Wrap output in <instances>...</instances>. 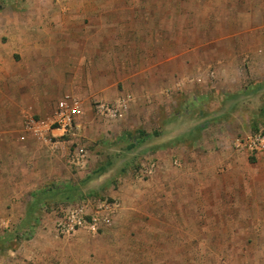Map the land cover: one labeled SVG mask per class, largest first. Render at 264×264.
<instances>
[{"label":"crops","instance_id":"1","mask_svg":"<svg viewBox=\"0 0 264 264\" xmlns=\"http://www.w3.org/2000/svg\"><path fill=\"white\" fill-rule=\"evenodd\" d=\"M17 2L26 4L24 0ZM34 2L36 17H0V214L19 215L31 200L41 195L50 196L53 188L50 185L41 188L43 181L61 179L72 170L64 163L62 155L50 151L46 145L43 148L46 155L40 156L37 150L41 143L21 141L25 137L26 113L38 115L43 111L42 117L67 97L80 101L82 115L75 122L81 139L92 150L90 164L102 163L98 164L102 168L97 173L105 175L108 169L104 170L105 167L113 165L107 154L116 155L110 153L106 141L101 140L108 134L103 121L114 122L119 133L125 134L138 129L143 119L149 133L142 134L145 135L143 157L135 159L142 166L154 163L155 169L147 175L117 173V189L110 190L109 194L118 200L119 210L112 224L97 233L98 238L83 233L58 237L49 222H14L11 228L19 230L23 237L26 236L24 231L37 232L29 246L21 244L13 255H7L5 260L9 264H88L90 242H111L106 235L113 233L120 239L119 231L131 229L128 221L117 220L133 211L129 209L133 195L119 186L121 179L132 176L130 178L143 179L150 184L169 161L177 167L176 182L181 185L174 190L177 214L197 216L200 223V215H224L221 219L224 223L230 224L229 219L239 221L240 225L234 228L241 230L243 214L257 215L263 211L257 206V199L263 200L264 184L256 185L252 175L243 174V164L246 165L243 160L246 159L243 153L231 147L236 130L226 118L231 111L229 104L222 102L233 91L224 89L222 83L231 82L233 78H221L220 83L210 79L219 73L230 74L231 69L218 67L215 70L212 63L189 62L188 54L196 52L198 46L189 49L192 52L181 48L168 56V40L153 37L150 17V7L165 6L167 0ZM183 3L187 2L183 0ZM121 91L133 95V103L124 117L110 121L95 115L92 106L95 100L113 101ZM164 92L175 94L176 112L175 109L174 112L161 110L166 97H163ZM149 102L151 104L146 105ZM152 108L158 110L159 117L158 112L152 113ZM151 117L159 122L162 120L155 136L149 135L153 132L149 127L154 125ZM175 155L176 159L171 162ZM151 193L149 197H156V192ZM167 196L168 191L165 198ZM50 214L53 217V213ZM233 214L239 217H229ZM196 223H188L186 216L179 218L178 231L170 240L165 235L164 245H213L211 235L201 238L199 230L212 231L221 226L212 228L208 222L206 225ZM227 229L232 230L231 227ZM229 241L224 239L223 243ZM176 255L179 258L184 253L178 251ZM185 256L188 260V253ZM198 256L196 252L190 260L198 261Z\"/></svg>","mask_w":264,"mask_h":264},{"label":"rangeland","instance_id":"2","mask_svg":"<svg viewBox=\"0 0 264 264\" xmlns=\"http://www.w3.org/2000/svg\"><path fill=\"white\" fill-rule=\"evenodd\" d=\"M17 1L0 0V17L37 16L35 14L37 5L34 0H24L26 3L24 5ZM182 1L167 0L165 6L150 7V17L153 20V37L168 40V56L173 55L171 51H179L181 48L186 51L193 46H198L199 49L196 52L193 51V54H188L187 60L189 62L212 63L215 70L218 67L231 69L230 74L223 72L210 79L213 80V83H220L224 78H233L231 82L222 83L224 89L228 88L230 92L233 91L231 94L228 93L222 104L227 102L229 104L232 112L229 111L230 114L226 118L230 119L233 130H236V136L263 125L264 0H227V3L224 0H184L187 3H183V5ZM240 1L241 5H239ZM211 3L215 5L208 6ZM213 10L215 14H213ZM207 13L209 14L207 15ZM119 17L121 16L119 15ZM163 97L165 99L161 110L167 109L169 112L175 109L176 112L175 94L171 95L169 92H164ZM64 100H67L70 107L78 104L81 108L80 101L76 98L67 97ZM153 103L156 105L159 102ZM148 104L151 103H146V105ZM57 106L52 112L45 113L42 117L40 115L43 114V111L38 112V115L33 112L26 114L33 115L34 120L49 122L48 119L53 117ZM152 110V113L156 115L158 110L153 108ZM148 116L150 117V115ZM157 116L159 117V112ZM142 120L140 119L138 129L127 131L125 134L119 133L114 122L103 121L108 134L103 135L101 140L106 141L110 153L116 154H107L108 161H111L110 164L113 165L105 167L104 170L108 168L105 175L101 172L97 173L102 168L98 165H102L100 161L96 164L91 163L87 173H76L69 168L70 173H67V176H62L61 179L58 178L60 180L50 178L43 181L42 186L40 184L41 188L49 185L53 188L50 196L44 198L41 195L40 198L31 200L19 215L0 214V264H9L5 260L7 255H13L16 248L21 247V244L26 243V246H29L31 238L37 232L35 230L24 231L26 236L23 237L19 230L11 228V224L14 222H49L52 224L53 217L50 214L52 206L55 205V202L66 198L113 199L109 192L117 189L119 177L117 173L121 172L122 175L136 174L142 166L140 161L135 159L143 157L141 156L144 153L142 149L144 142L142 141L145 135L142 134L149 133L145 130L146 125ZM150 120L153 121L154 125L149 127L153 130L149 135L155 136L159 132L158 126L162 120L160 119L159 122L158 119L156 121L152 117ZM145 122H149V120L145 119ZM23 123L25 137L21 141L28 144L41 143L42 146L37 152L40 156L46 155V151L43 149L44 142L32 136L25 129L26 117ZM51 135L53 134L50 132L46 136L50 137ZM89 150L90 156H92L90 147ZM135 152L137 154L133 156ZM28 154L30 155L31 152ZM129 156L134 158L129 159ZM176 157L175 155L171 162ZM243 157L246 159L243 160L246 162V165L243 164V174L252 175L256 185L264 184V154L257 157L243 154ZM103 158L101 157V159ZM64 163L67 165L66 161ZM176 168L175 164L170 165L169 161V164L157 173L162 177H156L154 182L152 181L150 184L143 179L137 181L130 178L132 176L125 177L124 181L121 179L118 183L119 186L133 195V198L130 199L131 204H129V209L133 211L117 220L120 222L128 221V224H132L131 229H135L119 231L120 239L113 233L106 235V238L111 242L108 240L95 242L90 239L92 242L88 245V264H264V193L263 200H261L263 202L257 199V206L262 207L263 211L257 215L243 214V229L241 230L234 228L240 225L239 221L229 219L232 221L230 224L224 223L221 220L224 215L203 214L200 215L202 221L200 223L197 216L177 214L174 190L181 185L176 182ZM165 177H167L166 180ZM58 187H61L62 190H54ZM166 191H168V196L165 198ZM154 192H156V197H149L150 193L153 194ZM248 203H251L250 198H248ZM185 216L188 223L197 224L196 222H199V224L206 225L208 222L212 228L214 225H220L221 229L216 226L212 231H208L207 228L199 230L201 238L211 235V242L214 244L200 245L199 247H177L174 244L165 246L163 238L166 237L165 235H167L168 240L174 237L178 231L176 230L177 221L179 222V218ZM229 217L238 218L239 215L233 214ZM228 227H231L232 230H228ZM77 233L86 234L87 237L91 238L99 237L98 234L95 235L86 231H78L68 237H74ZM226 234L228 236H225ZM115 238L116 241H114ZM224 239L230 240L228 244L223 243ZM246 250L248 252H245ZM178 251H182L184 255L176 258ZM196 252L199 259L192 262L190 260L191 255L196 256ZM185 253H188V260L184 259ZM161 256L162 262H160ZM73 264H78V262Z\"/></svg>","mask_w":264,"mask_h":264},{"label":"built area","instance_id":"3","mask_svg":"<svg viewBox=\"0 0 264 264\" xmlns=\"http://www.w3.org/2000/svg\"><path fill=\"white\" fill-rule=\"evenodd\" d=\"M132 103L133 95L123 92L110 102L95 100L92 106L96 116L116 121L128 113ZM80 115L82 110L78 104L70 107L67 100H61L53 117H49V122L34 120L33 115H27L25 126L26 130L41 139L50 151L62 155L70 169L77 173H87L90 168V150L78 134V125L75 122ZM50 132L53 135L47 137ZM231 147L238 153L252 157L264 153V124L236 136ZM154 169L155 164L149 163L137 172L147 175ZM119 206L118 200L115 199H63L51 208L54 233L58 237H68L78 231L97 234L112 224Z\"/></svg>","mask_w":264,"mask_h":264}]
</instances>
